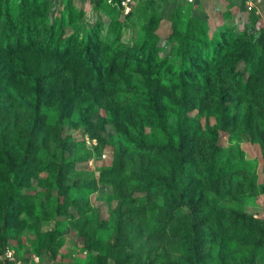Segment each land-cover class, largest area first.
<instances>
[{
    "label": "rangeland",
    "instance_id": "rangeland-1",
    "mask_svg": "<svg viewBox=\"0 0 264 264\" xmlns=\"http://www.w3.org/2000/svg\"><path fill=\"white\" fill-rule=\"evenodd\" d=\"M48 1L107 55L86 72L79 53L0 52V246L44 264H264V0H138L130 18L73 0L71 19ZM190 19L228 57L217 78L202 66L207 93L164 62Z\"/></svg>",
    "mask_w": 264,
    "mask_h": 264
},
{
    "label": "trees",
    "instance_id": "trees-1",
    "mask_svg": "<svg viewBox=\"0 0 264 264\" xmlns=\"http://www.w3.org/2000/svg\"><path fill=\"white\" fill-rule=\"evenodd\" d=\"M94 4L103 5L106 9L116 12L105 4L103 0H93ZM66 10L69 13V19L76 13L73 0H68ZM136 10V9H135ZM50 3L48 0H19L14 4L12 0H0V52L13 55L17 51L29 53L35 59H38L42 53L61 54V53H79L78 58L82 62H86V72H97L100 63L97 65V59L106 57L107 51L99 50L100 31L87 36L81 42L77 39L73 41L71 37L66 36L64 18L52 19L49 14ZM134 11L130 18L135 14ZM78 17H82L83 13H79ZM148 26H145L147 29ZM264 30H262V36ZM175 40L178 46L171 47L165 54L164 62L168 60L173 62L178 77V82L182 88L199 84L201 90L207 93L210 87L208 76L205 69L211 66L216 72V78L224 75L225 66L228 61L227 55L223 52V47L218 42L213 41L207 34L204 26L196 19H190L185 31H176ZM79 44V48L77 47ZM160 52L158 46V37L153 33H147L143 43L136 49V53L140 62L149 63L157 58ZM100 60V62H101ZM117 61L111 63V70H115ZM205 67V69L202 68ZM217 69V70H216ZM194 76L191 77V73ZM54 80V79H53ZM187 208L189 221V237L195 247L199 246L200 221L195 211V205L190 199H181ZM6 247L0 246V251ZM21 259L28 260L31 256H18Z\"/></svg>",
    "mask_w": 264,
    "mask_h": 264
},
{
    "label": "built area",
    "instance_id": "built-area-1",
    "mask_svg": "<svg viewBox=\"0 0 264 264\" xmlns=\"http://www.w3.org/2000/svg\"><path fill=\"white\" fill-rule=\"evenodd\" d=\"M106 5L115 9L124 18L130 16L136 9L138 0H103ZM189 4H193L195 0H184ZM255 0H246L248 6H253ZM0 264H44L43 260L38 255H32L28 260L19 258L16 253L5 248L0 251Z\"/></svg>",
    "mask_w": 264,
    "mask_h": 264
}]
</instances>
